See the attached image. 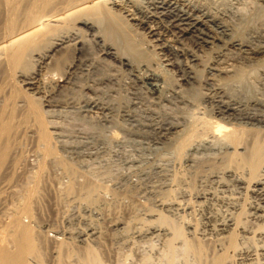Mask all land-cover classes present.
<instances>
[{
    "label": "rangeland",
    "instance_id": "rangeland-1",
    "mask_svg": "<svg viewBox=\"0 0 264 264\" xmlns=\"http://www.w3.org/2000/svg\"><path fill=\"white\" fill-rule=\"evenodd\" d=\"M117 1L126 11L129 10L123 14H129L127 15L129 24L134 32V39L140 43L138 45L141 46L144 40V46L140 47L141 51L129 49L121 24L114 23L115 28H119L117 29L120 33L119 38L104 37L105 34L102 33L104 24H97L103 36L99 33L97 38L92 36L91 40V35H88L86 53L77 54L78 56L72 53L70 59L67 58L69 62L78 65L75 67V74L71 75V82L66 83L64 88H61L63 77L54 69L56 59L67 55V51L64 50L59 52V55L53 54L51 56L54 57L49 56L42 60V65L40 64L37 69L36 83L32 87L21 81L22 77L16 78L17 87L40 99L38 100L40 106L45 112L48 111L47 143L51 148L39 140L40 136L33 118L34 122L29 118L30 123L27 119L22 118L24 121L21 119V116L24 117L22 112L17 113L15 120H9L13 121L9 122V125L17 123L20 119L19 121L23 122L21 123L23 133L20 131L10 136L5 128L3 129L0 139L4 144L0 140V150L4 149L9 162L0 166V238L11 240L16 238L13 223L16 220L33 231L40 228L43 236H46L44 238H48L47 243H51L49 239L54 243H61L58 247H55L54 243L39 245L34 239L31 243L32 249L24 253L17 251L25 264H57L62 260L67 264H85L82 253L85 247L95 249L103 264H169L170 261L167 260L169 249L166 244L168 235L166 237L167 233L164 230L162 233L160 231L161 234L142 233L135 238L134 232L137 227L143 229L141 232H145L151 225L160 223L155 219L152 223L148 217L146 200L139 196L138 200L134 201L127 190L136 182L143 184L151 178L152 181H156L157 177L153 175H158L160 179L164 173L163 167H170L172 171L188 168L189 171L194 170L191 166L185 167V158H181L184 159L183 164L173 149L176 140L181 137L180 134L185 133L190 121L193 120V115L199 112L201 113L198 115H202L203 111L205 114L216 112L214 101L218 96L230 95L243 101L258 97L264 102L263 0H190L193 1L192 4L199 5L205 11L214 12L226 23L229 32L233 35L235 33L249 48L259 52L249 54L252 57L250 60L242 59L232 48L221 52L219 60L217 51L221 49L215 48L216 53L214 50L207 51L206 47L196 43V37L183 40L181 45L176 42L173 34L160 29V40L166 42L168 48L175 50L183 46L189 52L205 55L202 65L194 66L204 84L197 96L202 106L199 111L186 106L174 92L181 90L187 96L193 92L190 86L179 85L182 84V72L167 65L165 51L157 48L154 50V47L146 43L145 39L149 38L142 35V30L132 25L136 16L134 7L123 0ZM146 1L135 0L134 3L139 7L138 5L145 6ZM229 32L225 37L235 36ZM94 39L100 41L96 42ZM105 45L113 46L119 56L130 59L133 65H143L150 54L153 58V69L164 70L172 80H169V84L174 82L173 85H179L180 89L174 87L172 89V84L170 86L167 83V90L163 93L152 92L148 84L138 82L131 76L129 67L120 65L114 58L104 56L102 50ZM69 62L65 63L66 68ZM215 67L225 68L228 73L219 75L215 69L211 71V68ZM2 87L0 80V88ZM3 90L0 89V104L5 105L6 100V104H10L8 101L10 89L6 87ZM11 104L13 105L12 100ZM8 110L9 113L10 111L13 113L11 105L8 106ZM1 125L3 123H0ZM168 126H172V129L167 131L166 138L160 139L158 132ZM198 155L202 156L200 160L206 158L204 154ZM142 169L151 176L146 177L144 181V178L141 179L138 175ZM192 170L190 173L185 171L188 175L185 178L188 180L190 175L194 174ZM207 173L208 171H205L202 173L205 176L201 173L197 176L196 182L198 181L201 189L209 182ZM168 181L171 183L172 180ZM73 184L75 189L69 191ZM94 185L97 186L96 200L90 202L86 199L87 190ZM28 203L32 212L29 216L25 215ZM192 214L196 219L200 216L198 211ZM177 218L182 220L179 215ZM94 230L97 234L92 236ZM177 249L179 256L176 264H187L188 258L190 261L192 256L184 258L187 260L185 263L181 257H185L182 254V247L178 246ZM11 251V254H14V249ZM193 260L191 259L189 264H195Z\"/></svg>",
    "mask_w": 264,
    "mask_h": 264
},
{
    "label": "bare ground",
    "instance_id": "bare-ground-1",
    "mask_svg": "<svg viewBox=\"0 0 264 264\" xmlns=\"http://www.w3.org/2000/svg\"><path fill=\"white\" fill-rule=\"evenodd\" d=\"M123 1L134 7L136 16L138 14L133 18L135 22L132 25L138 26L139 30H142V35L149 38L145 39L146 43L154 47V50L157 48L165 51L167 65L182 72V84L179 85L190 86L193 92L187 96L181 90L173 91L186 106L195 111L202 108L197 96L204 84L194 66L202 65L205 55L189 52L180 45L175 50L168 48L166 42L160 40V29L173 34L176 42L181 45L183 40L196 37L197 41L195 39L194 41L199 46L206 47L207 51L221 49L217 51L218 58L221 52L228 48L234 49L242 59L246 60L252 58L249 54L259 53L249 48L235 33L236 37L229 32L226 23L221 21L214 12L207 9L205 11L199 5L192 4L193 1L147 0L145 6L138 5L139 7L137 3H134L135 0ZM118 2L117 0H0V80L4 90L6 87L10 89V98H7L10 104H6L7 100L5 105L0 104V123H3L0 126V137L4 128L10 136L23 131L21 127L23 122L19 121L20 119H18L19 123L16 120L17 123L9 125V122H13L9 120H15L17 113L22 112L24 117L21 116V119L29 121L31 118L33 122L35 120L34 125L38 129L39 140L50 146L47 143L49 122L46 119V112L48 111L45 112L42 109L40 101L38 102L40 99L17 87L16 78L22 77L21 81L32 87L36 83L37 69L42 60L53 54L59 55L64 50L67 51V55L54 60V69L60 72L59 76L63 77L61 88H64L66 83L71 82V75L75 74V67L78 65L75 62H69L71 54L81 55L86 51L87 36L91 35V40L92 36L95 38L99 36L101 30L99 26L97 28V24H104L103 32H101L106 38H119L120 33L117 31L119 28L116 29L114 23L121 24L125 43L129 49L133 51L142 49L140 47L144 46V40L141 46L138 45L140 43L134 39V32L129 24V16L127 17L129 14H123L126 10ZM227 32L234 37H225ZM115 50L113 46L105 45L102 53L104 56L114 58L120 62V65L129 67L131 76L138 82L148 84L152 92L163 93L167 90L166 84L170 83V77L162 69L161 71L153 69V58L150 54L144 61L146 63L142 60L143 65H133L130 59L119 56ZM67 61L70 64L66 68ZM214 69L219 75L228 73L225 68L215 67L211 68V71ZM173 83H171L172 86L169 84L171 88L179 90V85H173ZM2 88L0 89L3 90ZM214 103L217 108L215 113L205 114L202 109V115H198L201 113L199 112L192 116L193 120L189 122V126L187 125V131L180 134L181 137L176 140L177 143L173 149L178 159L185 158V167L194 168V170L191 169L194 174L190 175L189 180L185 178L188 176L185 171L189 168L185 169L183 166L185 170L172 171L170 167L161 166L164 173L162 172L160 179L158 175H153L157 177L156 181H152L151 178L143 184L131 183L129 189L127 188L134 201L139 196L146 200L148 217L152 223L155 219L161 225H151L145 232H141L143 229L140 230L137 227L134 236L136 238L142 233L161 234L164 230L167 233L166 237L168 235L166 244L169 249L167 250L169 264H176L179 256L178 246L182 247V254L185 256L181 257L184 259L192 256L190 261L194 259L195 264H264V102L258 97L243 101L230 95H220ZM9 105L13 107V113L11 111L9 113ZM188 113L191 112L188 111ZM171 129L172 126H168L161 131L158 130L159 138H164L167 131ZM198 153L204 154L206 158L203 157L204 159L200 160L202 156L198 157ZM183 160L181 159V162ZM8 162L9 157L4 149L0 150V166L7 165ZM191 170L187 172L190 173ZM205 171H208L209 182L207 181V186L205 184L201 189L196 179ZM138 173L141 179L144 178L143 181L146 177H151L144 169ZM168 180L173 182L170 183ZM96 187L94 185L87 190L86 199L90 202L96 200ZM74 189L73 184L68 190ZM28 205L25 215L29 216L32 212L30 203ZM195 211L200 214L197 219L192 216ZM178 215L182 217V220L177 218ZM13 223L16 238L12 240L0 238L1 264H25L17 251L24 253L32 249L31 243L34 239L39 245L54 243L50 239L51 243H47L48 238H44L46 236H43L40 228L33 231L21 222L15 220ZM94 234H97L95 230L91 235ZM54 244L55 247L61 246L58 242ZM11 249H14V254H11ZM94 250L87 247L83 249L85 264H103L99 254L98 257L97 251ZM190 261L188 258V263L187 260L185 263L189 264ZM57 264L67 263L62 260Z\"/></svg>",
    "mask_w": 264,
    "mask_h": 264
}]
</instances>
